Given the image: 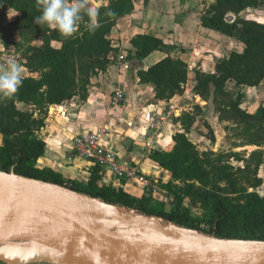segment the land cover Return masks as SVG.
<instances>
[{"label": "trees", "instance_id": "obj_1", "mask_svg": "<svg viewBox=\"0 0 264 264\" xmlns=\"http://www.w3.org/2000/svg\"><path fill=\"white\" fill-rule=\"evenodd\" d=\"M151 0H108L99 7V27L94 33L88 31L87 23L70 38H64L57 30L46 24H36L41 15L36 0H0V40L4 46L13 31H20L24 38L42 39L41 45H29L23 53V66L39 72L38 77H22L23 83L10 99L0 100V171L42 182L56 184L79 192L105 204L143 213L173 223L176 226L203 232L222 240L264 241V196L256 190L262 185L258 169L264 162V106L254 113L241 107L244 95L232 94L228 83L240 89L255 88L264 81V23L239 17L246 9L264 5V0H214L208 15L201 18V26L232 37L238 31L241 52L231 51L216 60L212 73L196 71L193 89L204 101L218 105L221 120H228L242 128L243 143L236 147L253 146L247 158L233 156L244 165L234 167L223 161L213 151L199 152L186 134L197 119V114L182 113L176 121L184 132L173 136V148L169 152L153 151L150 159L171 175L162 189L170 202L156 200L149 195L131 197L122 188L114 189L99 185L102 177L98 167H90L86 185L64 181L51 170L34 167L44 154V142L36 133L44 127L43 119L34 118L32 112L19 110L17 103L33 106L43 112L53 105H63L74 97L86 100L91 77L104 72L113 61L116 49L110 34L117 20L130 15L139 2ZM18 13L13 21L7 20V12ZM114 12V16L106 15ZM234 19H228L229 16ZM85 15V21H87ZM129 59L143 61L155 51L167 54L159 62L140 72L141 83L153 86L155 98L170 100L184 93L188 80V66L180 59L170 56L172 47L155 36L140 34L130 40ZM201 112L199 105L195 106ZM188 200L199 205L204 214L201 219L193 217L184 206ZM206 229L200 227L201 224Z\"/></svg>", "mask_w": 264, "mask_h": 264}, {"label": "crops", "instance_id": "obj_2", "mask_svg": "<svg viewBox=\"0 0 264 264\" xmlns=\"http://www.w3.org/2000/svg\"><path fill=\"white\" fill-rule=\"evenodd\" d=\"M213 2L214 0H151L147 4L139 2L132 14L117 20L110 34L112 46L117 51L107 69L91 77L86 100L74 97L63 105L49 106L43 112L33 106L17 103L19 110L32 112L34 118L43 119L44 122V127L36 133L44 142V154L34 167L51 170L64 181L86 185L91 166L81 159H70L69 153L76 136L94 132L99 134L102 146L114 152L120 163L135 166L151 186L144 189L136 181L118 180L111 175L102 178V181H106L103 184L114 189L122 188L135 198L143 195L155 198L160 195V185L168 183L171 175L152 161L150 154L153 151H171L173 136L184 132L176 118L182 113L193 112L194 105H199L203 110L201 103L204 100L193 92L196 85L194 73H212L216 60L226 57L231 51L243 50V45L238 41L237 30L232 37H226L201 26V18L208 15ZM239 17L264 23V5L246 9ZM231 19L234 16L231 15ZM140 34L160 38L165 45L173 48L170 52L172 58L187 64L188 80L182 95L168 101L158 100L153 86L140 82V72L147 71L150 66L167 56L162 51H155L143 61L129 59L128 54L132 50L130 40ZM121 57L122 61L119 60ZM25 72L27 69L23 75ZM227 89L232 94L238 90L244 94V89L248 88L238 89L234 83H228ZM118 93L122 95V101L114 103ZM170 106L174 108V114L168 115ZM197 123L198 118L186 134L188 138L192 136V129ZM2 141L3 137L0 135V145Z\"/></svg>", "mask_w": 264, "mask_h": 264}, {"label": "water", "instance_id": "obj_3", "mask_svg": "<svg viewBox=\"0 0 264 264\" xmlns=\"http://www.w3.org/2000/svg\"><path fill=\"white\" fill-rule=\"evenodd\" d=\"M231 19V16L228 17ZM106 181L99 182V185ZM68 188L0 171V262L3 264H264V241L154 233L103 232L94 216L109 204ZM122 211L126 209L121 208ZM118 225L153 223L113 215Z\"/></svg>", "mask_w": 264, "mask_h": 264}, {"label": "rangeland", "instance_id": "obj_4", "mask_svg": "<svg viewBox=\"0 0 264 264\" xmlns=\"http://www.w3.org/2000/svg\"><path fill=\"white\" fill-rule=\"evenodd\" d=\"M89 7L99 8L102 5H107L108 0H88ZM18 13L13 10L7 12V20L13 21ZM42 39H33L31 37L24 38L20 31H13L9 40L8 45L4 46L3 42L0 40V64H5L8 59H14L20 65L23 66V53L29 45H41ZM26 76L38 77L39 72L27 69L24 73ZM22 74V76H24ZM244 98L242 100L241 107L249 113H254L257 108L264 106V81L258 87L251 89H244ZM201 106L203 110L198 112L195 109V105L192 107L193 113L197 114L198 123L192 129V136L189 137L190 141L195 145L199 152L213 151L216 155H219L221 159L234 167H242L244 164L236 160L233 153L241 154L247 158L249 154L256 150V147L245 146L236 147L243 143L242 128L233 125L228 120H221L219 113L217 111L218 105L213 104L211 101H202ZM198 103V101L196 102ZM17 106V105H16ZM114 113V112H112ZM110 113V114H112ZM263 152L264 159V147L261 149ZM258 176L262 178V185L256 190V192L264 196V162L258 169ZM160 195H156L155 199L170 202L169 196L161 189L158 192ZM96 203L105 204L100 199H94ZM184 206L187 208L189 213L196 218L201 219L203 217V210L199 205H192L188 200L185 201ZM115 211L109 217L104 218L109 223L101 224L97 229L103 232H122V231H136V232H147L154 233L159 228H174L178 227L188 231L187 233L191 236L203 237L208 236L203 232L188 230L173 223H169L164 219L156 217H148L143 213H138L132 210L122 211L121 208L113 206ZM121 215L127 217L131 220H148L152 219L153 223L150 224H138V225H118L117 221L113 218V215ZM103 225V227H102ZM110 226V227H109ZM112 227V228H111ZM200 227L206 229L207 226L203 223Z\"/></svg>", "mask_w": 264, "mask_h": 264}, {"label": "clouds", "instance_id": "obj_5", "mask_svg": "<svg viewBox=\"0 0 264 264\" xmlns=\"http://www.w3.org/2000/svg\"><path fill=\"white\" fill-rule=\"evenodd\" d=\"M36 5L41 15L35 18L34 23L46 24L64 38H70L77 33L81 22L87 23L90 33H94L100 26L99 8H90L88 0H36ZM106 15L114 16L115 13L109 11ZM25 70L14 59H8L6 66L0 64V100L10 99L17 93L23 83L22 74Z\"/></svg>", "mask_w": 264, "mask_h": 264}, {"label": "built area", "instance_id": "obj_6", "mask_svg": "<svg viewBox=\"0 0 264 264\" xmlns=\"http://www.w3.org/2000/svg\"><path fill=\"white\" fill-rule=\"evenodd\" d=\"M119 60L122 61L123 57ZM120 101H122V95L118 93L114 99V103H119ZM170 114H174V108L172 106L169 108L168 115ZM69 158L81 159L87 162L91 167H98L99 174L102 178L111 175L118 180L136 181L144 189L150 188L151 186L149 180H147L135 166L120 163L114 152L102 146L99 141L98 133L87 132L76 136L73 140Z\"/></svg>", "mask_w": 264, "mask_h": 264}, {"label": "bare ground", "instance_id": "obj_7", "mask_svg": "<svg viewBox=\"0 0 264 264\" xmlns=\"http://www.w3.org/2000/svg\"><path fill=\"white\" fill-rule=\"evenodd\" d=\"M108 215H110L111 216V214H100V215H98V216H94V218L95 219H97L98 221H101L100 223H102V224H108L109 222L107 221V220H105L104 218H106V217H109L110 218V216H108ZM129 219V218H128ZM129 220H131V219H129ZM140 225V224H146L145 222H139V223H137V224H135V225ZM102 227H103V225H102ZM110 227V226H109ZM112 228V227H111ZM172 229H175V230H178V231H180V232H182V233H184V234H186V235H188V236H191V235H189L187 232L188 231H186V230H184V229H180V228H178V227H174V228H172Z\"/></svg>", "mask_w": 264, "mask_h": 264}]
</instances>
